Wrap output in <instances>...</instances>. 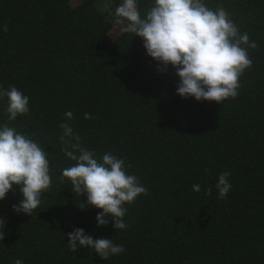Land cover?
Instances as JSON below:
<instances>
[{"label":"trees","instance_id":"16d2710c","mask_svg":"<svg viewBox=\"0 0 264 264\" xmlns=\"http://www.w3.org/2000/svg\"><path fill=\"white\" fill-rule=\"evenodd\" d=\"M120 3L0 0V88L29 98V113L13 121L0 99V126L44 148L52 177L31 215L13 210L23 199L16 185L0 200V264H264V0H204L213 10L223 6L258 45L248 49L252 66L239 78L238 96L221 103L177 95L175 69L158 71L164 66L143 40L111 22ZM150 3L138 0L142 16ZM62 122L97 158H123L147 188L124 205L125 229L110 216L97 226L102 210L78 207L86 195L61 179L75 164L61 151ZM225 171L232 187L220 199L215 185ZM78 228L125 251L107 260L85 247L73 252L67 234Z\"/></svg>","mask_w":264,"mask_h":264},{"label":"clouds","instance_id":"9594fccd","mask_svg":"<svg viewBox=\"0 0 264 264\" xmlns=\"http://www.w3.org/2000/svg\"><path fill=\"white\" fill-rule=\"evenodd\" d=\"M111 22L121 25L120 31L133 34L143 40L146 54L163 71L168 65L175 69L179 78L176 93L182 98L193 97L197 101L221 103L238 96L239 78L252 66L248 49H257L255 41H250L247 33H241L230 19L223 6L215 10L209 8L204 0H151L142 16L138 0H121L113 12L109 13ZM7 25L3 31H7ZM7 98L5 112L8 120L29 113V98L14 86L0 88V99ZM67 121L73 112H65ZM85 119L91 118L84 114ZM63 130L60 141L67 159L75 164L62 170L61 179L67 178L72 192L86 195V204L79 203L84 209L92 206L101 209L97 216V226H107L110 216L116 230L127 227L124 216L126 203H132L138 196L147 195L148 190L139 179L128 174L123 158L104 153L97 158L95 151L81 144V137L73 131L70 123H61ZM48 154L44 148L27 135L17 132L8 124L0 126V200L19 187L23 199L12 206L17 213L31 215L41 203L42 195L52 184ZM230 172H222L215 185L218 198H225L232 185L228 181ZM194 192L201 186L194 184ZM212 189H205L211 195ZM5 220L0 216V240L5 238ZM68 245L76 252L79 247L95 251L103 260L125 251L122 245L115 244L111 238L93 239L83 229L68 233ZM78 242V243H77ZM14 264H24L16 259Z\"/></svg>","mask_w":264,"mask_h":264}]
</instances>
